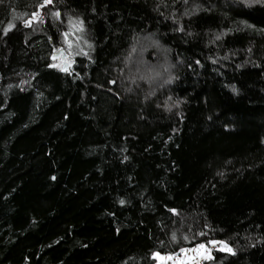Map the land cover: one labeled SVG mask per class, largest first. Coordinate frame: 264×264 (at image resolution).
<instances>
[{"label": "trees", "instance_id": "trees-1", "mask_svg": "<svg viewBox=\"0 0 264 264\" xmlns=\"http://www.w3.org/2000/svg\"><path fill=\"white\" fill-rule=\"evenodd\" d=\"M211 242L264 264V0H0V264Z\"/></svg>", "mask_w": 264, "mask_h": 264}, {"label": "rangeland", "instance_id": "rangeland-1", "mask_svg": "<svg viewBox=\"0 0 264 264\" xmlns=\"http://www.w3.org/2000/svg\"><path fill=\"white\" fill-rule=\"evenodd\" d=\"M76 32L77 30H71L70 34L68 33L65 36H72V38L77 39L78 36ZM69 61L70 59L66 57L65 64H68V66ZM229 249L230 248L222 242H211L207 245L200 244L192 248L183 249L173 255L155 254L153 258L154 264H202L211 259L213 251L231 253V249L230 251Z\"/></svg>", "mask_w": 264, "mask_h": 264}, {"label": "water", "instance_id": "water-1", "mask_svg": "<svg viewBox=\"0 0 264 264\" xmlns=\"http://www.w3.org/2000/svg\"><path fill=\"white\" fill-rule=\"evenodd\" d=\"M59 56H61V62L63 63V66H62L61 70L65 71L64 69L68 68V64H65L66 56L63 54V51H59L57 54H54L52 56V59H57V58H59Z\"/></svg>", "mask_w": 264, "mask_h": 264}, {"label": "snow or ice", "instance_id": "snow-or-ice-1", "mask_svg": "<svg viewBox=\"0 0 264 264\" xmlns=\"http://www.w3.org/2000/svg\"><path fill=\"white\" fill-rule=\"evenodd\" d=\"M52 2V0H45V3H51ZM36 15H38V14H36ZM57 16L59 15V13H57L56 14ZM30 23V22H29ZM11 27V26H10ZM65 71L67 70V69H64ZM229 251H230V249H229Z\"/></svg>", "mask_w": 264, "mask_h": 264}]
</instances>
